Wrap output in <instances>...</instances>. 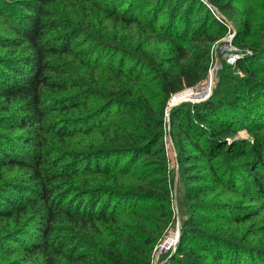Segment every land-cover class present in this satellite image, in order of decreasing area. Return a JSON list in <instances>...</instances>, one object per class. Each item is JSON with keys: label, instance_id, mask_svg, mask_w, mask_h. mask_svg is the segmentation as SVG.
Here are the masks:
<instances>
[{"label": "trees", "instance_id": "16d2710c", "mask_svg": "<svg viewBox=\"0 0 264 264\" xmlns=\"http://www.w3.org/2000/svg\"><path fill=\"white\" fill-rule=\"evenodd\" d=\"M244 2L208 0L244 56L168 120L230 31L203 0H0V264H152L167 137L170 263L264 264V4Z\"/></svg>", "mask_w": 264, "mask_h": 264}, {"label": "rangeland", "instance_id": "374dc122", "mask_svg": "<svg viewBox=\"0 0 264 264\" xmlns=\"http://www.w3.org/2000/svg\"><path fill=\"white\" fill-rule=\"evenodd\" d=\"M249 1V0H248ZM254 4V5H263L264 0H250V2H244L243 5L248 6V4ZM229 22V21H228ZM234 47H237L234 45ZM238 48V47H237ZM240 49V48H238ZM213 59L211 63V68L210 71H213L214 77V83L216 86L217 80L219 79V75L222 71L226 70L227 67L231 66L228 64L227 60L225 59L226 52L224 50V46L222 44H217L213 48V53H212ZM235 67V66H232ZM231 67V68H232ZM206 88V82H203L201 85H199L197 88H195V92L200 94L204 91ZM215 88V87H214ZM214 91V90H213ZM198 97V96H197ZM195 97V98H197ZM239 138H249V135L246 132H242L239 135ZM167 152H168V157H169V166H170V171H171V179L173 180L174 184V213H175V221L172 225H170L163 236V238L159 241L158 245L154 249L153 255H152V264H171L169 261L170 254L173 253L176 248L177 244H174L175 240V235L178 229V220H180L181 223V210L179 208V203L180 201V194H179V169L178 165L176 162V155H175V148L173 145H170L169 147L167 146ZM161 245H164L165 248H167L164 252L160 253L159 252V247Z\"/></svg>", "mask_w": 264, "mask_h": 264}, {"label": "built area", "instance_id": "2783aa9c", "mask_svg": "<svg viewBox=\"0 0 264 264\" xmlns=\"http://www.w3.org/2000/svg\"><path fill=\"white\" fill-rule=\"evenodd\" d=\"M203 1L209 6V8L213 11V13L217 16L218 20L221 21L222 23L227 24L229 26V28H230L229 34L225 38L220 40L217 44L220 43V44H222L224 46V50L226 52L225 59L227 60L228 64H230L231 66H235L237 61L244 56L243 52L240 49H238L237 47H234L233 40H234V38L236 36V32L233 29V27L231 25H229L228 20L223 15H221L217 10L213 9L209 5L208 0H203ZM213 77H211V71H209L208 78L205 81L206 82V88L204 87L205 89H204V91L202 93H200V94L196 93L194 91L195 88L186 89V90L180 92L179 94L175 95L172 98L170 106L171 105H175L176 106V105H179L181 103H186V102L201 103V102H204V101L208 100L212 96L213 90H214V87H215V83H214ZM178 97H180V99H177ZM195 97H197V98H195ZM166 142H167V146L168 147L170 145H173L171 137H167L166 138ZM166 249L167 248H165L164 245H161L159 247V252L162 253Z\"/></svg>", "mask_w": 264, "mask_h": 264}, {"label": "water", "instance_id": "95a60500", "mask_svg": "<svg viewBox=\"0 0 264 264\" xmlns=\"http://www.w3.org/2000/svg\"><path fill=\"white\" fill-rule=\"evenodd\" d=\"M175 105H171L168 110H167V119L169 120V115H170V111L171 109L174 107ZM178 229H177V232H176V235H175V242L174 244H178L179 241H180V237H181V230H182V226H181V223H180V220H178Z\"/></svg>", "mask_w": 264, "mask_h": 264}, {"label": "bare ground", "instance_id": "6f19581e", "mask_svg": "<svg viewBox=\"0 0 264 264\" xmlns=\"http://www.w3.org/2000/svg\"><path fill=\"white\" fill-rule=\"evenodd\" d=\"M213 71H214V70H213ZM213 71H211V77L214 76ZM177 99H180V97H178Z\"/></svg>", "mask_w": 264, "mask_h": 264}]
</instances>
